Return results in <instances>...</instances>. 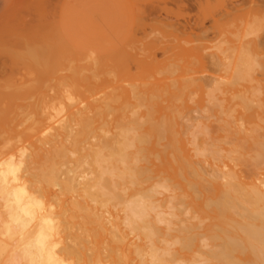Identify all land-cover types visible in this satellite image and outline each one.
Returning <instances> with one entry per match:
<instances>
[{
    "label": "clouds",
    "instance_id": "9594fccd",
    "mask_svg": "<svg viewBox=\"0 0 264 264\" xmlns=\"http://www.w3.org/2000/svg\"><path fill=\"white\" fill-rule=\"evenodd\" d=\"M262 38L264 0H250L203 48L213 73L195 55L156 62L143 44L135 71L105 60L108 42L68 53L58 76L74 78L53 77L42 110L0 127V264H264L254 225L220 234L216 222H264V117L248 130L229 105L240 89L264 112ZM218 121L261 148L214 134Z\"/></svg>",
    "mask_w": 264,
    "mask_h": 264
},
{
    "label": "rangeland",
    "instance_id": "374dc122",
    "mask_svg": "<svg viewBox=\"0 0 264 264\" xmlns=\"http://www.w3.org/2000/svg\"><path fill=\"white\" fill-rule=\"evenodd\" d=\"M207 1L211 9L194 0H0V127L16 129L42 110L50 95V80L74 78L71 72L58 76L69 68L64 57L91 43L108 42L105 60L135 71L142 63L140 44L154 61L163 63L171 56L185 57L182 53L189 48L178 42L196 41L207 63L201 69L213 73L209 62L215 53L205 55L203 48L218 38L224 24L250 0ZM227 10L232 12L227 14ZM188 26L195 34L192 40L183 34ZM205 29H212L206 39L200 36ZM155 31L168 37L167 41L152 36ZM129 43L137 51H129ZM208 77L202 78L211 80ZM229 105L236 112L243 110L231 96ZM242 171L247 177L255 174L247 167Z\"/></svg>",
    "mask_w": 264,
    "mask_h": 264
},
{
    "label": "bare ground",
    "instance_id": "6f19581e",
    "mask_svg": "<svg viewBox=\"0 0 264 264\" xmlns=\"http://www.w3.org/2000/svg\"><path fill=\"white\" fill-rule=\"evenodd\" d=\"M194 2L200 7L204 6L207 7L205 9H211L209 6V2L207 0L206 2H202L201 0H194ZM231 12L232 10L226 11L227 14ZM216 23H218V21H216ZM192 30L193 28L188 26L184 29L183 32L184 36H186L189 40H192L193 36L195 35ZM257 47H264V40L255 43L253 45L252 51L255 52ZM182 54L186 58L195 55L199 60V68L205 66L206 62L204 63L203 56L199 48L195 47V48L186 49L183 51ZM212 57L210 58V62H209V64L211 65H212ZM208 78L210 79V77ZM207 80L208 79L201 78L202 87L210 86L211 80L208 81ZM229 91H234L238 95L239 89H230ZM238 97L239 98L236 100V102L241 103L243 110L241 112H236V121L242 120L244 122L245 128L248 130L257 128V126L259 125V118L264 117V112H261L259 107L253 106V104L250 103L249 100L246 99L244 96L238 95ZM199 103L201 104V106L203 105V95L201 96V100ZM223 119L224 118H220V120ZM8 130L15 131L16 129H8ZM212 130L214 134L219 135L221 137L227 134L228 137L234 143L240 144L244 146L246 149L259 150L261 148V141L259 135L250 137L245 132H241L238 126H236L235 124H233L232 127H228L225 123L219 121L214 122L212 125ZM247 178L251 180L252 176H248ZM216 222L218 224L220 234H222L225 231H228L230 228H235L239 226L248 228L249 225H254L253 228H249V233L251 235L252 240L255 241L256 243L264 242V230H261V224L264 222H262L258 216H253L249 214L246 217L237 218V216H234L229 212V213H224L221 216L217 217Z\"/></svg>",
    "mask_w": 264,
    "mask_h": 264
}]
</instances>
